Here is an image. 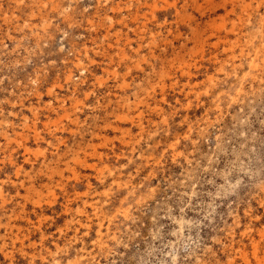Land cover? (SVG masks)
Returning a JSON list of instances; mask_svg holds the SVG:
<instances>
[{
    "label": "rangeland",
    "instance_id": "obj_1",
    "mask_svg": "<svg viewBox=\"0 0 264 264\" xmlns=\"http://www.w3.org/2000/svg\"><path fill=\"white\" fill-rule=\"evenodd\" d=\"M263 257L264 0H0V264Z\"/></svg>",
    "mask_w": 264,
    "mask_h": 264
},
{
    "label": "bare ground",
    "instance_id": "obj_2",
    "mask_svg": "<svg viewBox=\"0 0 264 264\" xmlns=\"http://www.w3.org/2000/svg\"><path fill=\"white\" fill-rule=\"evenodd\" d=\"M11 35V34H10ZM86 144V143H85ZM72 172V171H71ZM22 173V172H21ZM258 257V256H257ZM258 261L260 264H263L264 263V257L263 258H258ZM248 264V263H247Z\"/></svg>",
    "mask_w": 264,
    "mask_h": 264
}]
</instances>
